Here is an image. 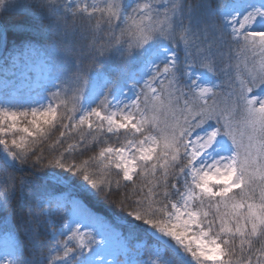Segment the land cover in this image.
<instances>
[{
	"label": "snow or ice",
	"instance_id": "obj_1",
	"mask_svg": "<svg viewBox=\"0 0 264 264\" xmlns=\"http://www.w3.org/2000/svg\"><path fill=\"white\" fill-rule=\"evenodd\" d=\"M8 2L0 264H264V0Z\"/></svg>",
	"mask_w": 264,
	"mask_h": 264
},
{
	"label": "trees",
	"instance_id": "obj_2",
	"mask_svg": "<svg viewBox=\"0 0 264 264\" xmlns=\"http://www.w3.org/2000/svg\"><path fill=\"white\" fill-rule=\"evenodd\" d=\"M0 13H2V15H0V21L6 32L5 50L20 48L23 46L24 41L34 36V32L32 30L37 26V20L35 17L20 11H10L8 0H6L3 7L0 8ZM55 135H58V133L54 134L53 138H55ZM75 139L76 138L73 137V139L69 142H75ZM91 155H93V151L85 152L82 156H78L77 159H86ZM17 175L19 176L21 173H17ZM24 204L25 199L22 197L17 201L14 211L7 213L0 211V236L5 232L4 225L7 224L8 229L11 230V233L17 240L22 238L23 222L21 220V213L23 211Z\"/></svg>",
	"mask_w": 264,
	"mask_h": 264
},
{
	"label": "rangeland",
	"instance_id": "obj_3",
	"mask_svg": "<svg viewBox=\"0 0 264 264\" xmlns=\"http://www.w3.org/2000/svg\"><path fill=\"white\" fill-rule=\"evenodd\" d=\"M89 2H90V0H89ZM255 2L259 3V0H255ZM22 48H23V46H21L20 48H15V49L7 50V51H10V52L21 51ZM10 79H12L14 81V85H13L14 87L19 85L20 80L18 77H10ZM8 242H9L8 237L5 235V232L2 233V235L0 236V249H2L4 247V245ZM121 259H123V258L121 257Z\"/></svg>",
	"mask_w": 264,
	"mask_h": 264
},
{
	"label": "water",
	"instance_id": "obj_4",
	"mask_svg": "<svg viewBox=\"0 0 264 264\" xmlns=\"http://www.w3.org/2000/svg\"><path fill=\"white\" fill-rule=\"evenodd\" d=\"M6 45V33L3 25L0 22V54L3 52Z\"/></svg>",
	"mask_w": 264,
	"mask_h": 264
},
{
	"label": "clouds",
	"instance_id": "obj_5",
	"mask_svg": "<svg viewBox=\"0 0 264 264\" xmlns=\"http://www.w3.org/2000/svg\"><path fill=\"white\" fill-rule=\"evenodd\" d=\"M0 15H2V13H0Z\"/></svg>",
	"mask_w": 264,
	"mask_h": 264
}]
</instances>
